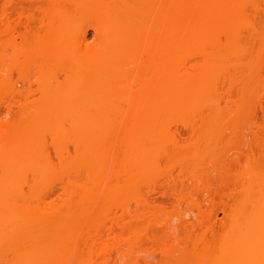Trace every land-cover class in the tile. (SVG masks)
<instances>
[{"label": "bare ground", "instance_id": "obj_1", "mask_svg": "<svg viewBox=\"0 0 264 264\" xmlns=\"http://www.w3.org/2000/svg\"><path fill=\"white\" fill-rule=\"evenodd\" d=\"M48 1L53 15L44 35L23 40L10 66L0 54V87L16 68L33 69L42 88L20 121L0 122V264H99L111 208L125 206L157 167L164 143L179 141L173 116L198 115L187 127L204 145L192 149L215 151L226 125L215 108L217 78L229 56L245 52L246 0ZM81 19L95 30L93 48H81ZM193 54L204 61L186 68ZM207 106L212 113L200 114ZM48 136L58 143L54 155ZM68 138L75 152L60 146ZM262 164L233 181L242 199L230 230L242 248L264 243Z\"/></svg>", "mask_w": 264, "mask_h": 264}, {"label": "rangeland", "instance_id": "obj_2", "mask_svg": "<svg viewBox=\"0 0 264 264\" xmlns=\"http://www.w3.org/2000/svg\"><path fill=\"white\" fill-rule=\"evenodd\" d=\"M68 7L77 12L75 5ZM244 8L246 22L241 38L245 52L243 56H229L224 62L225 70L217 78L215 108L226 120L223 126L226 129L221 128L222 141L219 139L220 142L214 143L212 153L197 155L193 149L199 143L193 139V131L187 123L199 121V116H173L169 126L179 141L164 143L169 147L163 149V146L156 156L157 167L141 177L136 192L126 198L130 203L121 206L126 212L118 205L111 208L110 214L112 211L114 214L105 221L102 230L100 249L103 251L99 253V264H264V243L255 249L242 248L240 244H233L235 238L230 230L233 228L231 213L242 199L238 184L234 183L246 177V170L252 165L263 163L260 167L264 166V58L261 57L264 55V0H246ZM51 12V1L48 0H0V54L3 61L12 65L23 40L44 35L49 15H53ZM80 26L83 31L81 39L84 36L86 39L81 40V48H93L96 33L91 22L81 19ZM185 58L186 68L201 65L204 61L199 54ZM12 71L9 77L6 74V84L0 87L2 123L20 121L24 106L42 97L39 78L33 69L25 73L16 71V68ZM63 75H59L61 82L65 81ZM199 113H212L211 107H202ZM202 143L197 147H203ZM56 145L58 143L48 136L47 147L53 155ZM60 146L70 152L76 150L69 138ZM187 148L192 152L188 153ZM236 178L239 179L233 182Z\"/></svg>", "mask_w": 264, "mask_h": 264}]
</instances>
